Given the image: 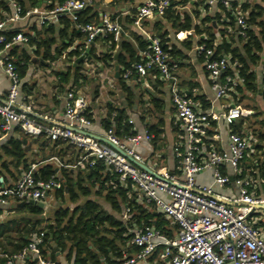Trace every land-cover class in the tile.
I'll return each instance as SVG.
<instances>
[{"label": "crops", "instance_id": "crops-1", "mask_svg": "<svg viewBox=\"0 0 264 264\" xmlns=\"http://www.w3.org/2000/svg\"><path fill=\"white\" fill-rule=\"evenodd\" d=\"M94 1V5L91 6L93 7L91 14L94 15L92 20L99 21L104 17L117 19L123 28L120 41L126 40L133 44L141 57L139 36L149 40L153 35L159 36L163 32L166 33L163 38L170 49L171 59L177 63L176 79L169 81L158 69L150 70L145 76L133 71L130 76L125 77L124 73L129 68L134 70L136 62L131 59L129 53L121 49L120 41L114 46L108 39V35L99 34L89 43L86 34L76 28L72 20L68 34L61 36L59 32L65 27L63 22L41 26L35 15L16 24L21 26L24 32L31 31L36 25L39 31L38 42L53 39L50 47L46 48L42 45L36 52L35 45L20 42L10 50H2L0 47V57L9 53L16 61L24 63L26 54L29 56L26 71L22 77V99L32 104L39 120L43 123L65 120L64 97L66 92L75 85V70L79 66V72L85 75V79H80L76 83L75 90L85 98L92 121V124L85 126L84 130L96 138L104 139L106 128L103 120L109 116V110L111 107L123 109L129 122L133 120L137 130H150L154 127L152 131L154 138L151 141H142L137 147L142 155L143 166L150 170L165 168L174 176L180 177L181 163L175 148L179 147L181 151H184L188 146V137L172 101L174 83L182 93L196 103L195 107L198 111L219 115L218 119L211 121L208 134L203 139L201 158L209 157L213 151H228L229 132L234 130L240 133L249 143L245 158L240 165V173L252 180L250 189L253 194L261 195L264 190V90L262 88L264 51L259 52L256 62L249 61V69L254 73V79L248 84L240 74L237 61L230 62L229 70L223 73L222 80L230 75L237 80V85L225 97L217 98L212 88L209 71L205 66L206 59L198 53L197 46L212 40L215 53L217 47L222 46L220 56H225L228 60L232 58L231 49L238 47L243 52L240 35L237 32L239 28L237 15L242 13L248 17L251 11L262 9L261 17L264 19V0H238L233 3L232 8L224 7L219 3L210 4L207 0H179L174 2L172 7V11L179 14L178 22L174 25L172 20L161 19L164 24L162 31H158L155 27V21L161 17L144 19L140 25L134 23V16L143 4V0ZM45 4L48 5V2ZM2 10L0 9V13L6 14L2 13ZM228 13L234 15L233 20L228 18ZM53 25L55 31L52 32L49 29ZM226 48L230 50L225 51ZM74 51H79V54H72ZM92 53L99 56L110 54L112 59L98 60ZM121 53H124L126 62L130 66L119 63ZM116 54L119 55L118 59L115 58ZM81 56L83 59L77 61ZM116 62L119 65L118 75ZM68 71H71L70 81L62 83L58 73ZM122 79L126 87L122 85ZM9 87L10 79L0 63V102L5 99ZM236 105L241 109V117L233 125H229L224 113ZM113 115H116V112H112ZM16 126L18 125H14L10 131L3 133V141L11 135H18L15 131ZM1 141L0 139V151L3 143ZM23 142L27 149L26 157L31 165L37 164L39 167L44 163H53L56 171L60 173L59 163L54 157L62 161L75 159L80 154L78 149L64 150L62 155L53 153L51 140L47 146H42L40 142H37L36 137L31 135L23 138ZM50 152L52 155L49 157ZM46 156L48 157L44 159ZM2 161L8 165L7 169L1 167ZM2 161L0 162V181L5 185H12L20 176L23 169L22 163L17 164L14 158L7 156H4ZM220 170L231 177L234 175L229 163L221 164ZM78 171L71 169L74 177L77 176ZM197 182L211 185L213 193L227 202L236 203L234 199L239 197V188L233 181L224 186L214 183V169H205L197 174ZM49 194L42 201L43 207L33 203L43 208L42 214L33 212L28 207V204H32L29 201L22 205V202L12 200L9 205H0V260L7 258L18 243L31 236L38 221L43 219L44 224L52 220L58 208H54L55 202L60 201L61 206L63 201L56 195V190ZM86 198L88 197L81 196V200ZM64 199L70 202L67 189ZM68 206L73 208L70 204ZM252 217L264 236V208H257ZM168 218L171 222L173 221L170 217ZM175 231L176 229L173 230L174 235ZM57 256L60 264H72L66 253L60 252ZM110 256L111 259H116L113 254ZM13 264L40 263L36 256L30 254L26 259L15 260ZM136 264H144V262L139 261Z\"/></svg>", "mask_w": 264, "mask_h": 264}, {"label": "built area", "instance_id": "built-area-1", "mask_svg": "<svg viewBox=\"0 0 264 264\" xmlns=\"http://www.w3.org/2000/svg\"><path fill=\"white\" fill-rule=\"evenodd\" d=\"M13 11L0 20V47L10 50L16 43H29L30 37L22 30L12 36L8 35V26L37 15L41 26L57 23L63 17L74 22L76 28L86 34L90 43L99 34L112 35L115 42L122 38L123 28L117 19L104 17L102 20L81 21L80 11L94 5V0H65L54 8L41 7L26 10L17 2L9 0ZM179 0H143L135 15L134 23L140 25L144 19L164 16L167 7ZM210 4H222L232 8L238 0H207ZM246 15H237L239 35L246 36L249 24ZM150 45L142 51V60L136 62L134 70L127 69L125 77L133 71L145 76L152 69H158L169 81L176 79L177 63L171 59L169 52L163 48L161 38L153 35ZM197 51L205 59V66L212 80V88L217 98L225 97L237 85V80L230 75L222 80L229 63L225 56L214 57L215 50L201 43ZM16 60L9 53L0 57L2 68L10 79V87L5 99L0 102V127L3 132L10 131L18 125L24 133L31 136L45 134L53 141L61 140L77 146L81 153L73 163H65L54 157L60 167L92 168L101 162L119 175L122 182L131 179L142 195L149 202L156 203L159 211L170 217L178 228L173 237H169L154 226L144 225L131 230V243L140 247L132 255H125L117 262L104 264H264V236L257 222L252 217L258 206L264 204V190L261 195L251 191L252 180L242 176L240 165L245 158L249 143L240 133L229 132L228 151H213L209 157L202 159V143L208 134L211 121L218 119L215 113L201 112L196 103L182 93L173 83L172 101L177 116L181 120L188 137V146L184 151L176 147L180 158V177H176L165 168L150 170L143 166L142 155L137 147L142 141H151L153 132L149 129L131 135L119 136L114 128L106 130L105 140L96 138L84 130L92 124L86 115L85 98L77 90H68L65 94V120L54 123H43L39 120L34 107L22 99V77ZM264 90V82L262 85ZM239 106L230 107L224 117L233 125L241 117ZM133 123V120H130ZM229 163L234 171L232 177L220 170V165ZM58 168V169H59ZM37 164L23 170L12 185L0 186V205L16 202L43 201L48 194L65 185V179L59 171L45 180L36 176ZM205 169H214V183L224 186L233 181L239 188L236 203L220 199L213 193L211 185L199 184L197 174ZM130 207L126 206L122 214L124 219L130 217ZM45 231L36 233L19 252L5 264L23 260L30 254L36 256L40 264H58V261L43 258L40 245Z\"/></svg>", "mask_w": 264, "mask_h": 264}, {"label": "trees", "instance_id": "trees-1", "mask_svg": "<svg viewBox=\"0 0 264 264\" xmlns=\"http://www.w3.org/2000/svg\"><path fill=\"white\" fill-rule=\"evenodd\" d=\"M64 1L65 0H17L24 10L42 6H44L45 9H51L58 3H63ZM45 2H48V5L45 4ZM173 6L174 3L167 7L164 16L155 21V27L158 31H162L164 24L161 19L163 18L172 20L174 25L178 22L179 14H175L172 11ZM92 8L93 7L90 6L80 11L79 20H92L94 17V15L91 14ZM0 9H3L2 13H6H0V20H2L13 11V6L9 0H0ZM262 12V9H256L255 11H251L248 17H246L249 28L247 29L245 37L242 35L239 36L244 51L242 52L238 47L231 49L232 58L228 60L229 64L230 62L237 61L240 74L245 78L247 84L254 79V73L250 72L249 69V61L256 62L259 58V52L264 51V19L261 17ZM228 18L233 20L234 15L228 13ZM61 22L65 24V27L60 30L59 34L61 36H66L72 24L71 19L63 17ZM54 28L53 25L49 30L53 32L55 31ZM8 30V35L12 36L22 31V27L16 23L10 24ZM38 33L39 31L36 25L32 27L31 31L25 32V34L30 37L29 45L36 46V52L39 51L42 45H45L46 48L50 47L53 41V39H51L38 42ZM165 34L166 33L163 32L161 35L159 34V36L161 37L163 48L170 54V49L163 38ZM108 39L114 46L116 45L117 42L113 40L112 35H109ZM138 40L142 51L149 47L150 42L144 36H139ZM205 42L208 47L213 46L212 40H207ZM120 45L123 51L130 54L134 62L141 61L142 57L138 55L133 44L124 40L120 41ZM228 50L230 49H225V51ZM221 53L222 46H218L214 57L220 56ZM72 54H79V51H74ZM92 55L94 58L102 61L112 59L110 54L99 56L92 53ZM28 60L29 56L26 54V57L23 59L24 63L15 61L21 77H23L26 71V62ZM119 63L130 66V64L126 62L124 53H121ZM79 71L80 68L77 66L75 70V85H73L70 90L76 88V83H78L80 79H85V75ZM58 75L62 83H68L70 81L71 71L60 72ZM121 81L122 85L126 87L125 81H123V79ZM112 112H116V115L112 116ZM108 114L109 116L103 120L106 130L114 128L115 133L119 136L125 134L131 135L137 132L136 126L129 122L125 110L111 107ZM86 115L89 118L91 117L89 108L86 109ZM1 130L0 128V139L3 141V133L5 132ZM15 131L18 133L17 136L11 135L6 140L4 139L5 141L1 144L0 162L4 156L11 157L16 160L17 164L22 163V170H28L31 164L26 157L27 149L23 142V138H28V134L24 133L19 126H16ZM150 131H154V127H151ZM45 137H47L45 134H41L36 137V140L40 142V145L47 146L51 139L48 140ZM51 141L53 142L52 150L54 152L51 151L53 153L56 152V154L62 155V151L64 150L76 151L77 149V151L81 153V150L73 144L61 140ZM51 152L49 157L52 155ZM47 157L48 156L44 157V159ZM78 158L79 154L75 159H63L62 161L65 163H73ZM1 167L7 169L8 165L5 161H2ZM71 169L73 168L60 167V174L65 179V185L56 190V195L61 197L62 201L65 202V191L67 189L70 202L76 203V205L73 208L61 205L55 210L52 220L44 224L43 219L38 221L31 236L28 239H23L21 243H18L16 247L10 251L7 258L0 260V264H5L12 255L19 252L27 245L30 238L41 230L45 231L43 243L40 245L41 256L53 261H58L57 250L54 247L56 244L59 247L58 250L62 253H66L67 258L72 261V264L114 263L125 255H132L139 251L140 247L131 243V238L133 236L131 230L135 227L150 225L156 227L169 237L174 236L173 230L178 228L177 224L173 221L172 223L164 213L159 211L156 203L147 201L131 179L122 182L119 175L102 162L98 166L92 168H77L79 171L76 172V177L72 175ZM56 172V166L53 163H44L37 167L36 176L47 180L52 177V175L56 174ZM242 176L244 175L242 174ZM2 184L3 183L0 181V186ZM81 196L88 198L81 202ZM103 202H105L106 205ZM126 206H129L131 209L130 217L127 220L122 216ZM28 207L35 213H43V208L38 205L28 204ZM256 226L259 227V225ZM111 254H113L116 259H111Z\"/></svg>", "mask_w": 264, "mask_h": 264}, {"label": "water", "instance_id": "water-1", "mask_svg": "<svg viewBox=\"0 0 264 264\" xmlns=\"http://www.w3.org/2000/svg\"><path fill=\"white\" fill-rule=\"evenodd\" d=\"M118 57H119V55L118 54H116L115 55V58L116 59H118ZM83 59V56H81L77 61H81ZM118 69H119V65H118V63L116 62V70H117V72H116V74L118 75ZM101 140H103V141H106L105 139H101ZM145 168H147V167H145ZM148 169V168H147ZM232 179H233V177H232ZM26 202H22L21 204L23 205V204H25ZM29 203H36V204H38L39 206H41V207H43V205H44V203L42 202V201H40V202H37V201H35V200H30L29 201ZM259 208H264V204H261V205H259L258 206ZM55 247V249L57 250V253L59 254L60 252H59V247L57 246V245H55L54 246Z\"/></svg>", "mask_w": 264, "mask_h": 264}, {"label": "rangeland", "instance_id": "rangeland-1", "mask_svg": "<svg viewBox=\"0 0 264 264\" xmlns=\"http://www.w3.org/2000/svg\"><path fill=\"white\" fill-rule=\"evenodd\" d=\"M52 193H54V190L53 191H51V193L50 194H52ZM49 194V195H50ZM83 200H81V202H82ZM57 203V204H56ZM60 201H57V202H55V205H54V208L56 209L57 207H59L60 206ZM68 204H70L72 207H74L75 205H76V203H71V202H68V201H65V202H62V205H65V206H68ZM54 208H53V210H54ZM53 212V211H52Z\"/></svg>", "mask_w": 264, "mask_h": 264}]
</instances>
